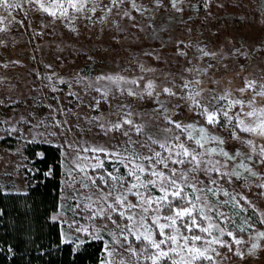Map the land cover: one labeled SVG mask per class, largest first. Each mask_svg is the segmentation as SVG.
<instances>
[{
  "label": "rangeland",
  "instance_id": "1",
  "mask_svg": "<svg viewBox=\"0 0 264 264\" xmlns=\"http://www.w3.org/2000/svg\"><path fill=\"white\" fill-rule=\"evenodd\" d=\"M19 2V8L8 11L0 7V17H4L0 28L5 29L0 31V189L27 192L31 165L26 147L30 143L58 146L62 152L63 185L53 218L61 224L63 240L75 245L90 239L103 241L105 256L98 264H121V261L150 264L143 258L135 259L115 244L116 239L123 243V236L107 217L91 218L84 195L92 189L72 182V176L78 181L82 175L76 169L77 157L94 155L83 148L102 146L111 150L115 145H123L127 137L122 130L105 135L98 125L122 121L126 112L131 113L130 119L135 124L144 126L142 134L131 133L133 140L143 142L151 136L163 142L172 135L165 129L178 131L169 123L170 119L182 125L194 123L197 128H207L224 139L223 147L229 153L249 152L246 145L232 138L228 126L208 125L205 117L199 115L195 101L211 108L207 104L210 96L227 95L229 101L254 100L256 109H264V96L256 95L264 85V0H183L178 4L182 11L172 8L170 0H163L159 7L154 0H136L145 11L137 12L126 3L119 14L116 9L111 13L102 11L109 0H97L95 13L85 12L72 20L56 19L29 0ZM123 10L129 11L134 19L123 16ZM101 76H111L113 80L98 79ZM251 81L255 82V89L241 92ZM149 83L153 85L151 89ZM165 88L175 95L165 93ZM128 91L135 95H129ZM227 102L219 101V105ZM241 111L248 112L250 108L245 105L241 110L237 105L229 110V116ZM242 118L251 123L264 119V115L258 112V117ZM221 124L227 125V121L221 119ZM186 135L181 136L182 141ZM238 135L258 146L264 145V136L243 132ZM153 147L162 151L158 145ZM136 148L147 154V149H140L139 144ZM99 155L103 158L102 153ZM239 162L237 158L234 163ZM244 162L264 176V164ZM104 169L113 171L110 160L105 161ZM104 169H97L96 173L89 169L88 174H103ZM125 172L121 166L120 174ZM195 177L208 184L204 172L195 173ZM259 183L264 181L251 176L247 182L220 181L225 189L246 197L251 206L241 200L243 211L220 207L231 223L223 218L216 223L232 231L241 243L237 245L225 234L222 239L231 244V250L216 245L220 253L219 256L212 253L216 264H264V237L258 236L264 232V223L258 222L264 219V196L256 187ZM97 184H101L99 179ZM152 195L161 193L154 189ZM208 199L215 202L228 197L221 193L209 195ZM128 200L137 203L130 194ZM111 215L121 227L129 223L116 213ZM78 228L86 231H77ZM124 235L139 252L141 243L127 232ZM213 235H219L215 229ZM156 239L161 237L157 234ZM253 244L257 245L255 249ZM237 250L242 257L236 255Z\"/></svg>",
  "mask_w": 264,
  "mask_h": 264
},
{
  "label": "snow or ice",
  "instance_id": "2",
  "mask_svg": "<svg viewBox=\"0 0 264 264\" xmlns=\"http://www.w3.org/2000/svg\"><path fill=\"white\" fill-rule=\"evenodd\" d=\"M29 2L38 4L40 9L56 19L66 18L68 20L85 14V12L95 13L99 6L97 0H29ZM182 2L183 0H170L171 7L177 11H182L178 7V4ZM46 3L47 6H45ZM126 3L137 12L146 10L142 5H137L136 0H109L108 4L103 5L102 11L111 13L113 9H116L119 14L122 11L121 6ZM154 3L159 7L163 0H154ZM0 7L8 11L11 8H19L20 2L19 0H0ZM123 16L134 19L127 10H123ZM88 18L91 19L90 16ZM3 20L4 17H0V23H3ZM4 30L0 28V31ZM98 79L113 80V77L101 76ZM152 87L153 85L149 83L148 88ZM184 87L187 88L188 85L185 84ZM249 88L255 89L254 81L247 82V87L240 91L244 92ZM96 90L99 91V89ZM163 91L169 95H175L168 88ZM128 94L135 95L131 91H128ZM148 94L151 95V92ZM104 95L106 97L107 93ZM256 95L264 96V85ZM222 100L228 102L220 106L219 101ZM98 104L99 101H97V106ZM195 104L200 109L199 115L205 117L208 125L228 126L232 138L246 145L249 152L235 150L229 153L223 147L224 139L210 133L207 128L203 126L197 128L194 123L182 125L170 119L169 123L178 131L173 132L172 128L165 129V132H170L172 135L163 142L154 140L151 136H147L143 142L133 140L131 133L142 134L144 126L135 124L130 119L131 113L126 112L122 121L109 122L107 126L100 122L98 125L105 135L109 131L122 130L123 136L127 137L123 145H115L111 150L102 146L83 148V151L92 152L94 155L90 158L79 155L77 157L79 163L76 164V169L82 175L78 181L76 176H72V182H79L84 189H92L84 195V199L88 201L85 205L86 210H91L93 219L97 216L107 217L123 236V243L116 239L115 244L125 249L137 260L143 258L150 261V264H198L200 261H204L205 264H216L215 257L212 255V253L215 256L220 255L216 245L228 247L231 250V244L222 239L225 234L232 237L237 245L241 243L240 239L233 236L232 231L221 228L216 220L223 218L224 221L231 223L227 213L220 211V207L231 206L243 211L245 208L240 201L243 200L246 206H251V202L235 190L230 192L225 189L220 181L228 184L233 179L247 182L249 176L264 181V176L254 171L251 164L244 162L246 160L257 165L264 164V145L258 146L254 141L241 139L238 135V132H243L264 136V119L246 123L242 118L258 117V112L264 115V109H256L254 100L229 101L227 95L210 96L207 104L211 108L202 105L199 101H195ZM237 105L241 110L247 105L250 111H241L229 116V110ZM221 119L227 121V125L221 124ZM124 125H129V128L125 129ZM193 132H197L198 135H193ZM185 134H187L186 139L182 141L181 136ZM188 141H191V144ZM137 144L140 149L146 148L147 154L139 151L136 148ZM212 144L215 146L206 147ZM153 145H158L162 151H157ZM101 153L103 158L99 155ZM216 156L221 159L212 158ZM237 158H240V162L234 163ZM90 160L94 163H90ZM106 160L111 161L113 171L104 169ZM121 166L126 169L125 174H120ZM89 169L93 173H96L97 169H104V173L89 175ZM201 171L208 176L207 185L202 184L195 177V173ZM245 172L248 173L247 176L244 175ZM213 173L215 176L212 175ZM97 179L101 184H97ZM256 187L262 190L260 195L264 196V183H259ZM154 189L158 190L161 195L153 196ZM221 193L228 199L209 201V195L219 196ZM129 194L137 199V203L133 204L128 200ZM112 213H116L119 219L129 223L121 227L116 220L112 219ZM258 222L264 223V219ZM71 227L73 225H69V228ZM237 227L239 228V225ZM213 229L219 235H213ZM76 230L86 231V229L79 228ZM240 231L244 229L240 228ZM125 232L141 243L139 252L128 236L124 235ZM112 234L115 236V233ZM157 234L161 239H156ZM258 236L264 237V232H259ZM256 247L257 245L253 244V248ZM109 254L111 255V252ZM236 255L242 257L239 250Z\"/></svg>",
  "mask_w": 264,
  "mask_h": 264
},
{
  "label": "trees",
  "instance_id": "3",
  "mask_svg": "<svg viewBox=\"0 0 264 264\" xmlns=\"http://www.w3.org/2000/svg\"><path fill=\"white\" fill-rule=\"evenodd\" d=\"M31 169L27 192L0 189V264H98L101 240L65 242L53 218L62 194V152L46 142L26 147Z\"/></svg>",
  "mask_w": 264,
  "mask_h": 264
}]
</instances>
